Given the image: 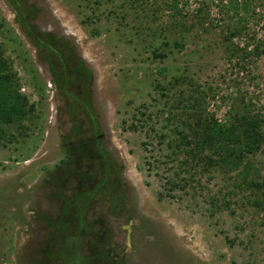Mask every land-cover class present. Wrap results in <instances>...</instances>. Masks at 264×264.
Masks as SVG:
<instances>
[{
    "label": "rangeland",
    "instance_id": "374dc122",
    "mask_svg": "<svg viewBox=\"0 0 264 264\" xmlns=\"http://www.w3.org/2000/svg\"><path fill=\"white\" fill-rule=\"evenodd\" d=\"M10 1L0 45L36 112L0 141V264H264V195L192 155L199 116L264 120V0ZM249 159L264 188V146Z\"/></svg>",
    "mask_w": 264,
    "mask_h": 264
},
{
    "label": "trees",
    "instance_id": "16d2710c",
    "mask_svg": "<svg viewBox=\"0 0 264 264\" xmlns=\"http://www.w3.org/2000/svg\"><path fill=\"white\" fill-rule=\"evenodd\" d=\"M10 2L14 5L17 12L25 7L24 0H11ZM17 20L21 26H26L25 33L32 38L37 49H44L48 55L52 54L57 58V62L62 63V54L57 50L56 45L59 44L58 40L51 42L48 39L41 38L42 35L40 37L34 32V28L27 23L28 20L25 17L23 20L18 18ZM7 31L10 33L7 35L10 45L21 50L20 40L13 33L14 31ZM236 34H238L237 30L232 32L231 36ZM176 45L177 47L181 46L177 42ZM22 60L26 61L25 54L22 56ZM50 70L53 75L57 77L60 75L55 72L53 64H51ZM30 71L33 73L32 70ZM234 106L235 108L231 112V120L226 124H220L213 117L204 120L201 116L198 117L197 124L200 128L196 131V139L199 141L196 144L197 149L199 152L206 150L210 152L203 157L196 152V154L192 152V155H196L195 158H198L200 162H204L207 167H218L225 173H237L240 179V182H237L238 189L254 188L257 193L264 195V192L261 193L264 189L262 183L251 179L254 167L249 159L250 156H255L259 153L264 146V120L261 116L252 115L246 105H242V109H240V104ZM34 112H36V106L30 105L27 98L20 93V84L16 73L13 72L8 59L4 56L3 47L0 45V141L3 143L7 139L13 141L15 137L8 132V126L15 122H18L19 126H21ZM183 140L188 141V137H183ZM101 158H104V156H101ZM107 165L105 170L110 174L111 172L109 171L113 168H111V165ZM79 169V167L75 169V175ZM86 173L89 174L88 172L80 171L76 176L80 181V185L84 186L88 183L89 176L87 177ZM109 174L106 176L108 177ZM254 203L259 205L258 201ZM261 204L264 207V204Z\"/></svg>",
    "mask_w": 264,
    "mask_h": 264
},
{
    "label": "flooded vegetation",
    "instance_id": "af4514ba",
    "mask_svg": "<svg viewBox=\"0 0 264 264\" xmlns=\"http://www.w3.org/2000/svg\"><path fill=\"white\" fill-rule=\"evenodd\" d=\"M70 67H71V63H69V62H63V63H60V62H58V63H56V67H55V72L57 73V74H60L58 77L56 76V75H53L52 74V76H53V80L55 81V88H56V91L59 93H62V94H66L67 96H71L70 94H69V92L67 91L68 90V88H69V85H67V83H66V80L64 79V77H63V73H67L69 70H70ZM49 73H50V68H49ZM50 75H51V73H50ZM86 76V80L84 81V79H82L83 81H80L81 82V85H78V90L80 91L79 93L84 97V99H82V100H84V102H82V100L80 99V101H78V99H77V97L75 98H73V101H74V103H80L82 106H85L86 104V102L85 101H87V98H88V94H89V87H88V76L87 75H85ZM58 78H63L62 79V83H59V79ZM81 79V78H80ZM70 84H72L73 82H70V80H67ZM92 120V119H91ZM96 120H94L93 122H95ZM93 125H94V123H93ZM94 127V126H93ZM97 124H95V127L93 128V131H95L94 132V134H93V136L94 137H96V140H95V145L97 146V148L99 149V142H100V140H98L97 139V137H99V135H96L97 134ZM96 133V134H95ZM95 153H97V151H95ZM101 158V157H100Z\"/></svg>",
    "mask_w": 264,
    "mask_h": 264
}]
</instances>
